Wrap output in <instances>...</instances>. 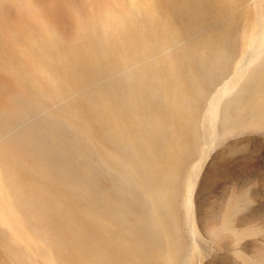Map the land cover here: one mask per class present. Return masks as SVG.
I'll return each instance as SVG.
<instances>
[{"label":"bare ground","instance_id":"obj_1","mask_svg":"<svg viewBox=\"0 0 264 264\" xmlns=\"http://www.w3.org/2000/svg\"><path fill=\"white\" fill-rule=\"evenodd\" d=\"M246 134L264 0H0V264H264L248 194L197 213L212 152Z\"/></svg>","mask_w":264,"mask_h":264},{"label":"rangeland","instance_id":"obj_2","mask_svg":"<svg viewBox=\"0 0 264 264\" xmlns=\"http://www.w3.org/2000/svg\"><path fill=\"white\" fill-rule=\"evenodd\" d=\"M222 145L212 152L213 157L199 183L197 213L200 225L217 220L226 199L236 191L248 194L252 201L240 217L241 225L264 227V134L233 137ZM242 248L250 251L253 245L248 242ZM201 261L202 264H234L227 253Z\"/></svg>","mask_w":264,"mask_h":264}]
</instances>
